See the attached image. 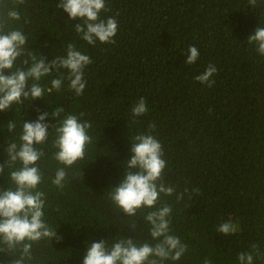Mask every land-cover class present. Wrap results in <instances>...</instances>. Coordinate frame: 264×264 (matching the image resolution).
Listing matches in <instances>:
<instances>
[{
	"label": "trees",
	"instance_id": "trees-1",
	"mask_svg": "<svg viewBox=\"0 0 264 264\" xmlns=\"http://www.w3.org/2000/svg\"><path fill=\"white\" fill-rule=\"evenodd\" d=\"M59 2L27 0L22 15L30 22L17 26L46 62L66 54L70 42L88 55L93 62L85 69L86 89L76 96L65 82L61 92L46 89L31 105L26 101L0 112V165L8 160V122L35 121L47 112L46 122L56 124L51 114L58 106L77 116L86 113L82 119L92 122L93 143L62 190L49 179L56 162L41 163L46 218L62 241L34 244L29 264H82L86 242L151 239L142 217L133 218V230L126 214L107 199V191L124 179L131 140L151 123L167 164L165 182L176 194L189 189L179 203L175 195L163 197L173 207L172 234L188 245L180 261L165 264H203L205 257L212 264H238V254L251 251L253 244L261 254L254 253V264H264V56L247 41L264 26V0L256 7L248 0H106L111 11L101 18L118 21L115 44L95 45L80 39L73 28L83 21L70 20L56 8ZM192 45L200 55L188 65ZM209 63L217 68L212 88L195 79ZM49 79L44 84L50 87ZM141 97L149 111L133 119L131 107ZM9 186L5 167L0 190ZM197 188L199 194L193 191ZM229 221L238 230L219 233L218 225ZM14 258L0 251V264H12Z\"/></svg>",
	"mask_w": 264,
	"mask_h": 264
},
{
	"label": "clouds",
	"instance_id": "clouds-1",
	"mask_svg": "<svg viewBox=\"0 0 264 264\" xmlns=\"http://www.w3.org/2000/svg\"><path fill=\"white\" fill-rule=\"evenodd\" d=\"M26 2L0 0V112L13 105L18 109L26 101L31 105L32 101L44 98L46 89L48 93L61 92L65 82L68 91L82 96L87 86L85 69L93 62L71 42L65 46L66 54L55 56L51 62L33 51L24 28L17 26L21 21L24 24L30 22L22 15V6ZM248 2L252 7L257 6V0ZM56 8L63 9L70 20L79 18L83 21L73 29L89 45H95L97 41L115 44L118 21L112 16L101 18L102 12L111 11L106 0H60ZM247 41L264 56V26L257 27ZM199 55L196 46H189L185 63L195 64ZM26 65L30 67L25 70ZM5 70L11 74L5 75ZM216 73L215 65L209 63L195 79L212 88L215 85L212 77ZM45 78H50V87L44 84ZM148 111L146 99L141 97L132 105L131 116L135 119ZM51 115L59 122L50 125L46 122L49 114L42 112L35 121L22 120L18 125L15 120L6 125V131L12 135L6 149L8 160L6 165H0V175L6 167L10 186L0 190V251L15 257L12 264H29L33 259L34 244L44 240L52 243L53 239L58 243L62 241L57 229L46 218L47 195L40 187L45 180V171L41 163L46 158L56 162L54 175L49 179L62 190L68 182L69 171L85 158L88 146L93 143L89 134L92 122L82 119L86 113L77 116L58 106ZM155 129L156 125L151 123L145 133L131 140V156L125 161L124 179L107 191V199L116 210L126 214L127 224H131L133 230L136 228L133 218L139 216L145 220L151 239L141 242L117 236L110 242L103 239L86 242L82 264H165L166 261H180L188 251V245L172 234L173 207L163 197L175 195L179 203L189 189L176 194V188L165 182L167 164L162 144L153 134ZM79 175L82 177L83 171ZM193 191L199 194L200 190ZM237 230L230 221L221 222L217 227L221 234H232ZM254 253L261 255L255 244L251 251L238 254V264H254ZM203 264H212V261L205 257Z\"/></svg>",
	"mask_w": 264,
	"mask_h": 264
}]
</instances>
